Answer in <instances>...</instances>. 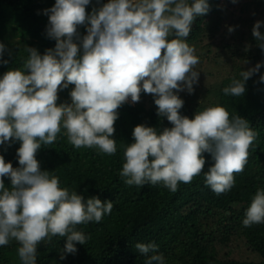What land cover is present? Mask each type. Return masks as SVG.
I'll list each match as a JSON object with an SVG mask.
<instances>
[{
    "label": "clouds",
    "instance_id": "clouds-1",
    "mask_svg": "<svg viewBox=\"0 0 264 264\" xmlns=\"http://www.w3.org/2000/svg\"><path fill=\"white\" fill-rule=\"evenodd\" d=\"M107 2L98 12L87 8L92 13L88 16L85 6L90 0H56L45 10L50 13L47 33L57 41L55 48L44 55L27 48L23 70H10L0 79V145H10L13 138L21 142L20 167L13 168L0 155V246L17 241L22 264H36L37 246L57 236L66 237L61 259L75 254L76 243L88 240L76 226L99 223L113 209L112 201H85L77 192L61 188L57 176L41 170L37 152L53 144L62 128L75 148L115 155L112 137L118 109L129 98L133 104L139 102L142 91L153 94L158 115L173 127L162 132L145 125L134 128L135 142L121 145L125 162L119 174L125 184L162 183L175 192L179 183H190L201 174L207 152L214 164L204 172L205 184L217 196L234 186V174L243 171L257 135L247 120L230 118L219 105L198 111L194 119L180 114L184 101L176 92L192 93L199 80V72L193 70L199 58L183 38L189 36L195 18L210 10L208 0ZM85 23L90 25L81 40L77 27ZM262 23H255L253 36L264 50ZM173 33L176 38L169 39ZM4 51L0 43V57ZM261 66L241 71L240 79L234 77L223 93L242 96L246 81ZM69 85H74L71 104L59 105L60 93ZM5 176L11 188L5 187ZM242 224H264V189L256 191ZM158 247L154 242L135 244L147 257L145 264H166Z\"/></svg>",
    "mask_w": 264,
    "mask_h": 264
},
{
    "label": "trees",
    "instance_id": "trees-1",
    "mask_svg": "<svg viewBox=\"0 0 264 264\" xmlns=\"http://www.w3.org/2000/svg\"><path fill=\"white\" fill-rule=\"evenodd\" d=\"M55 3L56 0H0V43L5 45L0 57V79L10 70H23L29 56L27 48L36 49L40 55L55 48L57 41L47 33L50 13L45 12ZM107 3V0H90L85 6L87 15H92L87 8L98 12ZM208 3L210 10L195 18L189 36L183 38L194 47L199 58L193 70L201 76L203 65L217 58L227 60L229 56L224 52L238 48L246 65L225 77L217 90L222 95L234 77L240 79L241 71L258 63L262 65L245 83V88L257 90V97L236 111L233 107L230 113V118L238 115L247 120L257 134L243 171L234 174V186L219 196L206 186L204 172L214 164L207 152L203 154L206 163L201 174L190 183H179L175 192L162 183L143 187L125 184L119 174L125 162L121 145L135 142L134 128L145 125L162 132L173 127L167 117L158 115L154 95L142 91L139 102L133 104L129 98L118 109L112 137L117 143L115 155L102 154L97 148H75L68 142L63 128L53 144L42 145L37 152L41 170L57 176L61 188L77 192L85 201L92 197L102 202L112 201L113 209L99 223L76 226L88 240L86 244L76 243L75 254H65L61 259L66 237H53L51 243L42 241L37 246L36 264H145L147 257L135 249V244L153 242L159 246L158 253L163 254L166 264H264V224L247 228L242 224L256 191L264 189V82L260 81L264 76V50L253 36V29H246L251 16L261 14L264 18V0H236V3L208 0ZM89 25L77 27L80 38L87 35ZM229 28L234 30L229 32ZM260 32L264 34V24ZM171 38H176L174 33ZM214 50L216 59L210 57ZM73 89L74 85L62 89L59 105L71 104ZM176 94L184 101L180 109L182 116L194 119L198 111L207 108L201 102L194 105L181 91ZM237 98L228 97V105ZM13 141L10 145L8 142L0 145V155L6 163L18 168L17 150L21 142L14 138ZM3 179L5 187L11 188L10 179L7 176ZM19 246L15 240L0 246V264H22L17 252Z\"/></svg>",
    "mask_w": 264,
    "mask_h": 264
},
{
    "label": "rangeland",
    "instance_id": "rangeland-1",
    "mask_svg": "<svg viewBox=\"0 0 264 264\" xmlns=\"http://www.w3.org/2000/svg\"><path fill=\"white\" fill-rule=\"evenodd\" d=\"M227 1L228 0H221V3H225ZM229 2H233V0H229ZM257 21L264 22V18H262L261 14L251 16L249 18V22L246 26V29L248 31H250V29H253ZM263 24L264 23H262V25ZM221 32H223V30H221ZM237 49L238 48H235L232 49L230 52L227 51L224 52L229 56L227 60H222L221 58H217V60L202 66L203 70L201 71V76H199L198 83L193 86L194 91L192 93H189L187 89L181 91L191 103L195 105L196 103L201 102L207 107H214L219 105L224 107L227 111H229V113H232L231 109H233V107H235L233 111H236L241 106H243L246 103V101L255 99L257 97L255 96L257 90L248 87L246 88V94L244 93L241 97L238 98L232 97L237 99H235L233 104L230 106L227 103V98L230 96H226L225 94L220 95V92L217 91L218 87L225 80V77L230 75L232 71L237 70L239 66L246 65V62L243 59L242 54H240L241 52L238 53ZM232 52L235 53V57L233 60L231 59L234 56ZM210 57L216 59L215 50L211 53ZM229 59H231V61L227 62L229 61ZM204 60L206 61V59Z\"/></svg>",
    "mask_w": 264,
    "mask_h": 264
}]
</instances>
